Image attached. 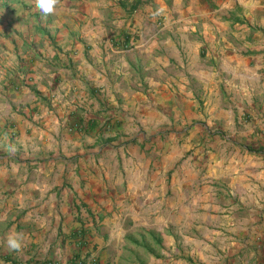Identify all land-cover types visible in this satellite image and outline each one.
I'll list each match as a JSON object with an SVG mask.
<instances>
[{"label":"crops","instance_id":"0c3cea01","mask_svg":"<svg viewBox=\"0 0 264 264\" xmlns=\"http://www.w3.org/2000/svg\"><path fill=\"white\" fill-rule=\"evenodd\" d=\"M82 251L264 264V0H0V264Z\"/></svg>","mask_w":264,"mask_h":264},{"label":"clouds","instance_id":"9594fccd","mask_svg":"<svg viewBox=\"0 0 264 264\" xmlns=\"http://www.w3.org/2000/svg\"><path fill=\"white\" fill-rule=\"evenodd\" d=\"M35 9L39 11L44 17L54 14L60 0H34ZM159 14V13H157ZM25 234L23 232L15 231L9 232L5 237V245L8 250L12 252H20L24 248Z\"/></svg>","mask_w":264,"mask_h":264},{"label":"built area","instance_id":"2783aa9c","mask_svg":"<svg viewBox=\"0 0 264 264\" xmlns=\"http://www.w3.org/2000/svg\"><path fill=\"white\" fill-rule=\"evenodd\" d=\"M75 245L81 247L83 244L82 235L78 231L74 235ZM46 264H59L55 261L45 260ZM64 264H104L100 262L94 255L85 253V251L76 254L74 257L67 260Z\"/></svg>","mask_w":264,"mask_h":264},{"label":"rangeland","instance_id":"374dc122","mask_svg":"<svg viewBox=\"0 0 264 264\" xmlns=\"http://www.w3.org/2000/svg\"><path fill=\"white\" fill-rule=\"evenodd\" d=\"M128 255H129V254H128ZM128 255H126V256H128ZM128 257H129V256H128ZM128 257H127V258H128ZM124 261H125V262H124ZM126 261H127V260H123L124 264L126 263ZM128 264H129V263H128Z\"/></svg>","mask_w":264,"mask_h":264},{"label":"trees","instance_id":"16d2710c","mask_svg":"<svg viewBox=\"0 0 264 264\" xmlns=\"http://www.w3.org/2000/svg\"><path fill=\"white\" fill-rule=\"evenodd\" d=\"M148 250H150V249H148ZM40 264H46V262H45V261H43V262H41Z\"/></svg>","mask_w":264,"mask_h":264}]
</instances>
